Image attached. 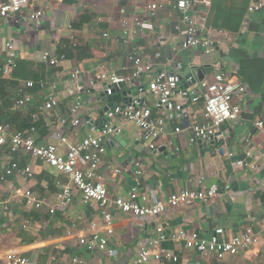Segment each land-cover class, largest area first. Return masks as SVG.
I'll use <instances>...</instances> for the list:
<instances>
[{"label":"crops","instance_id":"0c3cea01","mask_svg":"<svg viewBox=\"0 0 264 264\" xmlns=\"http://www.w3.org/2000/svg\"><path fill=\"white\" fill-rule=\"evenodd\" d=\"M176 1L30 0L22 13L0 17V66L8 55L6 44L12 43L17 63L33 64L37 74H42L41 81L47 83L45 89L29 90L31 102L15 113L11 108L19 98V85L33 80H17L14 88L12 72L0 89L2 111L7 118L15 117L17 128L23 127L32 114L39 113L48 95H54L58 106L39 113L36 135L38 143L54 144L64 155L66 147L59 135L78 145L91 133L92 126L99 127L106 120V113L104 116L101 113L109 100L105 84L98 77L103 73L130 77L133 71L130 57L135 50L150 58L161 54L154 73H176L182 77L185 88H197L203 81H212V65L221 63L232 81L247 87L241 116L235 122L225 123L221 133L236 158L243 159L247 152L252 153L248 161L255 168H238L218 155L219 141L205 143L203 148L198 141L190 144L192 131L187 129V122L180 120L167 125L157 151L149 152L139 140V128L117 117L112 124L121 127L122 132L105 139L107 152L95 172L96 180L105 183L111 197H127L134 186L149 204L181 190L200 191L203 185L219 186L220 191L214 199L169 208L154 219L114 212V233L110 236L96 202L86 203L79 191L74 192L70 206L58 202L57 183L66 182L64 175L28 155L12 156L0 148V174L12 160L21 167L33 166L36 173L30 180L19 174L0 180V264L8 253L24 256L31 264H70L74 257L82 258L85 264H138L141 248H150L149 241L157 236L159 226L166 235L161 247L179 258L175 264H264V137L255 127L257 120L264 119V7L249 11L253 4L264 5V0H212V6H218L209 21L211 6L202 34H211L215 41L216 52L212 55L201 49L182 48L186 27L175 8ZM153 2L164 5L153 20L155 30L138 31L131 42H125L122 21L147 17V7ZM122 9L126 14L121 13ZM201 11L203 7L197 5L193 14L199 15ZM35 12H42V17L31 19ZM178 25L180 30L176 29ZM65 51L73 53V57L67 58ZM45 53L57 58L65 56V60L52 66L43 61ZM76 72L79 73L74 77ZM154 73L128 83L114 96L121 95L122 102L131 100L137 88H148ZM191 76L196 83L187 82ZM149 99L156 100L150 96ZM79 101L83 103L79 114L82 123L74 126L71 110ZM189 109L197 110L196 114L199 107ZM178 127L182 129L179 134L175 131ZM136 163H141L144 172L141 177L135 172ZM27 190L46 200L40 210L27 205L24 197ZM51 208L55 210L53 214ZM93 224L97 225L95 230ZM249 227L261 238L259 244L245 254L228 256L222 261L188 249L184 242L171 237L174 232L185 230L210 239L217 229L223 228L227 238ZM94 233L108 238V248L115 251L113 256L99 249L90 251L80 243ZM145 264L172 263L153 260Z\"/></svg>","mask_w":264,"mask_h":264},{"label":"built area","instance_id":"2783aa9c","mask_svg":"<svg viewBox=\"0 0 264 264\" xmlns=\"http://www.w3.org/2000/svg\"><path fill=\"white\" fill-rule=\"evenodd\" d=\"M30 0H3L0 1V17L6 18L10 15H18L29 7ZM201 5L203 11L199 15H194L196 6ZM212 6V0H177L176 10L181 14V21L185 25V35L182 43L183 49H201L206 55H212L216 52V44L212 35L203 36L206 31L207 15ZM263 4H253L249 11L254 12L263 8ZM147 17H133L122 21L123 35L122 39L129 43L135 34L140 32H152L155 30L154 18L157 12L164 8L163 4L150 3L148 5ZM194 12V14H193ZM126 14V10H121ZM42 12L31 14V19L41 18ZM177 30L181 27L176 26ZM1 43V37H0ZM8 52L3 65L0 66V82L10 77L17 65V54L12 43L6 44ZM161 54L155 58L144 56L139 51H134L130 57L133 65V71L130 77H124L117 74H101L98 78L105 84V95L113 97L116 87L122 84H128L132 81L141 80L143 76L154 73L157 67V60ZM43 61L55 66L59 60H65V56L57 58L51 53H45ZM213 80L201 82L197 88H185L183 79L176 73L157 71L148 83V88H137V94L127 102L115 104L106 113V120L99 127H91V133L84 138L82 143L74 145L69 143L68 139L59 135L60 142L66 147V153L60 154L58 147L54 144H40L37 139V128L32 125L24 131H16L12 125L5 119V113L0 106V148L8 150L9 154L28 155L49 167L57 170L66 177V182H58L59 192L57 199L64 207H68L74 202L75 191H79L86 203L96 202L100 208L101 220L108 235L114 233V212H120L125 215H132L138 218L154 219L159 217L169 208H177L183 205H189L195 201H209L218 197L220 187L203 185L200 191L181 190L173 193L166 199L157 200L152 204L147 203V199L142 196L137 186L132 187L127 197L113 198L109 195L104 182L97 181L95 172L98 170L104 155L107 152L105 139L121 134V127H115L112 121L117 117L133 123L140 130V142L149 152L157 151L159 140L167 125L171 121H184L188 123V130L192 131L189 143L194 144L198 140H203L209 144L219 141L220 145L216 153L221 157L227 158L234 166L238 168L254 165L250 164L248 159L252 156L249 151L246 158H236L235 154L229 151L226 139L221 133L222 126L227 122H235L242 114V103L247 94V87L242 82H234L226 74L221 63H214ZM79 72L74 74V77ZM188 83H196V78L191 76L187 79ZM46 82L41 81V89L46 88ZM35 81L21 82L18 87L19 98L12 105L11 111L16 112L24 108L31 102L29 90L35 89ZM81 89V88H80ZM149 93V94H148ZM156 99L151 101L149 96ZM188 105V106H187ZM58 106V100L54 95H48L41 112L53 110ZM190 106L199 107L198 112L189 109ZM83 103L79 101L71 110V123L78 126L82 123L79 118ZM39 113H35L32 118L34 122L38 121ZM194 114V115H192ZM193 116V117H192ZM194 118V119H191ZM191 121V122H190ZM255 127L264 137V119L257 120ZM98 131V134L95 132ZM176 133L182 132L181 127L175 129ZM87 166L86 169L83 165ZM136 174L143 176L141 163H136ZM116 172H120L117 170ZM19 174L24 180L33 179L35 169L31 165L21 167L18 161L9 162L2 174L0 180L5 181L7 177ZM229 189V186L226 187ZM27 205L32 209L40 210L45 204V199H39L34 196L31 190L24 193ZM141 201V202H140ZM143 201V203H142ZM55 210L50 209L53 214ZM97 228L93 224L92 230ZM226 231L223 228L217 229L210 239H204L196 232L178 230L171 237L176 242H184L186 247L195 250L201 255L214 257L217 260H224L228 256H237L247 253L252 247L259 244L261 238L255 233L253 228H246L237 235L225 238ZM163 227L157 228V236L150 240V248H141L138 264L149 263L150 261H165L167 263H178L179 258L171 251L161 247V242L165 239ZM81 244L88 250L99 249L107 252L110 256L115 254L113 249L108 248V238L101 237L94 233L90 238H82ZM3 264H31L30 260L16 253H8ZM70 264H85L80 257L72 258Z\"/></svg>","mask_w":264,"mask_h":264},{"label":"trees","instance_id":"16d2710c","mask_svg":"<svg viewBox=\"0 0 264 264\" xmlns=\"http://www.w3.org/2000/svg\"><path fill=\"white\" fill-rule=\"evenodd\" d=\"M218 6V5H217ZM216 5H213L212 6V8H211V12L209 13V16H208V20L210 21L211 19H212V17H213V14L215 13V11H216V7H217ZM208 25H209V23H208ZM220 28H222V27H220ZM224 29V28H223ZM80 49H78V51H79ZM64 52V51H63ZM65 55H66V57L67 58H72L73 57V53H71L70 51L68 52V51H65ZM88 57H91L90 55H88ZM87 57V58H88ZM13 78L15 79V81L13 82V83H11V86H13L14 88L17 86V80H33V81H35L36 82V84H37V86H36V89H39V83H40V81L42 80L41 78V75L42 74H37V72H36V70L34 69V66H33V64H31V63H29V62H26V61H18V63H17V66H16V68L14 69V71H13ZM6 81V80H5ZM4 80H2L1 82H0V89H1V87H2V85H6V82H5ZM1 91L2 90H0V93H1ZM5 104L6 103H4L3 105L5 106ZM0 106L2 107V105L0 104ZM16 113V112H15ZM32 116H33V114H32ZM32 116H31V118H28V120L27 121H25V125L23 126V127H19V128H17L16 127V124H17V120L15 119V117L13 116V117H9V118H7V116H5V119H6V121L8 122V123H10L11 125H12V127H14L15 128V130L17 129V130H25V129H28V128H30L32 125H35L36 127H37V122L38 121H36V122H34V120H33V118H32ZM15 125V126H14ZM13 128V129H14Z\"/></svg>","mask_w":264,"mask_h":264},{"label":"water","instance_id":"95a60500","mask_svg":"<svg viewBox=\"0 0 264 264\" xmlns=\"http://www.w3.org/2000/svg\"><path fill=\"white\" fill-rule=\"evenodd\" d=\"M126 86H127V84H122V85L116 87L115 93H120V91H121L124 87H126ZM105 96H106V95H105ZM108 100H109V105H108V107L104 110V112L101 113L102 116H104L105 113H107V112L110 110V108H112L115 104L122 102V97H121V95L118 94L117 96L108 97ZM211 143H212V142H211ZM198 144H199L200 147L203 148L204 145H205V142H204L203 140L200 139V140H198Z\"/></svg>","mask_w":264,"mask_h":264}]
</instances>
